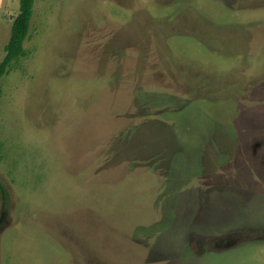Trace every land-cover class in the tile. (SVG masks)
<instances>
[{
	"label": "rangeland",
	"instance_id": "obj_1",
	"mask_svg": "<svg viewBox=\"0 0 264 264\" xmlns=\"http://www.w3.org/2000/svg\"><path fill=\"white\" fill-rule=\"evenodd\" d=\"M24 51L0 264H264V0H35Z\"/></svg>",
	"mask_w": 264,
	"mask_h": 264
},
{
	"label": "trees",
	"instance_id": "obj_2",
	"mask_svg": "<svg viewBox=\"0 0 264 264\" xmlns=\"http://www.w3.org/2000/svg\"><path fill=\"white\" fill-rule=\"evenodd\" d=\"M35 0H19V12L13 19L5 57L0 63V81L7 74L11 63L25 55L24 43L29 37Z\"/></svg>",
	"mask_w": 264,
	"mask_h": 264
}]
</instances>
